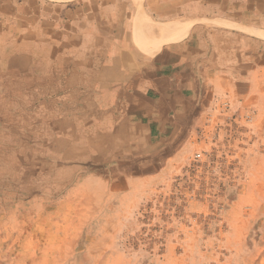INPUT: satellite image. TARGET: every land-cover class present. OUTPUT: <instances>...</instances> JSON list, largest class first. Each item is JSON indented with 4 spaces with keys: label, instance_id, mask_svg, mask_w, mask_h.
<instances>
[{
    "label": "crops",
    "instance_id": "1",
    "mask_svg": "<svg viewBox=\"0 0 264 264\" xmlns=\"http://www.w3.org/2000/svg\"><path fill=\"white\" fill-rule=\"evenodd\" d=\"M139 5L0 0V264L62 259L46 245L75 182L126 194L173 165L190 118L264 109V0ZM157 23L186 34L142 50Z\"/></svg>",
    "mask_w": 264,
    "mask_h": 264
},
{
    "label": "rangeland",
    "instance_id": "2",
    "mask_svg": "<svg viewBox=\"0 0 264 264\" xmlns=\"http://www.w3.org/2000/svg\"><path fill=\"white\" fill-rule=\"evenodd\" d=\"M144 38L135 36L148 52L154 42ZM189 123L173 165L151 185L124 194L100 177L75 182L72 212L46 245L62 259L44 263L264 264V109L247 102Z\"/></svg>",
    "mask_w": 264,
    "mask_h": 264
},
{
    "label": "bare ground",
    "instance_id": "3",
    "mask_svg": "<svg viewBox=\"0 0 264 264\" xmlns=\"http://www.w3.org/2000/svg\"><path fill=\"white\" fill-rule=\"evenodd\" d=\"M178 22V21H177ZM182 23V21H179ZM175 23V22H174ZM158 24V23H157ZM176 25V24H175ZM173 27V26H172ZM177 28V29H176ZM176 28H172V29H169L166 25H157L156 26V33H154L153 35L149 36L148 37H152V41L149 40V38L147 36H145L144 39H147L149 40L150 42H154L155 46H156V49H160L162 47V45L168 41H171V40H174L176 37H178V35L181 37V35L178 33V29L179 27L177 26ZM142 33V32H141ZM147 37V38H146ZM143 38V37H142ZM180 39V38H179ZM146 41V40H145ZM148 42V41H147ZM142 44H146L143 43V40L141 42ZM153 44H151L152 46ZM143 46V45H141ZM148 46V44H147ZM155 48V47H154Z\"/></svg>",
    "mask_w": 264,
    "mask_h": 264
},
{
    "label": "built area",
    "instance_id": "4",
    "mask_svg": "<svg viewBox=\"0 0 264 264\" xmlns=\"http://www.w3.org/2000/svg\"><path fill=\"white\" fill-rule=\"evenodd\" d=\"M197 156H200V154H198Z\"/></svg>",
    "mask_w": 264,
    "mask_h": 264
}]
</instances>
